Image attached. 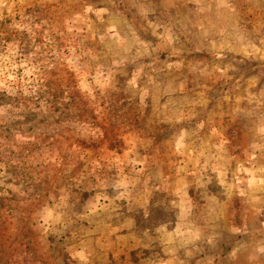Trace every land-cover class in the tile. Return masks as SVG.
Returning <instances> with one entry per match:
<instances>
[{"label": "rangeland", "instance_id": "rangeland-1", "mask_svg": "<svg viewBox=\"0 0 264 264\" xmlns=\"http://www.w3.org/2000/svg\"><path fill=\"white\" fill-rule=\"evenodd\" d=\"M0 264H264V0H0Z\"/></svg>", "mask_w": 264, "mask_h": 264}, {"label": "crops", "instance_id": "crops-1", "mask_svg": "<svg viewBox=\"0 0 264 264\" xmlns=\"http://www.w3.org/2000/svg\"><path fill=\"white\" fill-rule=\"evenodd\" d=\"M174 9H175V8H174ZM239 43L242 45V48H244V47H248L247 45H249V43H251V44L254 45V41L251 42V41H247V40H241V41H239ZM244 53H245V52H242L241 55H242V56H245V57H246L245 59H250V58L255 59L254 56L244 55ZM252 55H254V54H252ZM222 58H225V59H226V58H229V55H228V54H226V55H222ZM237 60H238V59H237ZM243 60H244V59H243ZM238 61H239V60H238ZM258 141H259V142H257V143L259 144L260 141H261V139H258ZM222 149L224 150V146H223V145H221V150H222ZM217 150H218V147L215 146V147H212L211 150H210V152L208 151L207 153H208V154H211V153H212L213 156H211V157L214 158V154L216 153L215 151H217ZM255 177H256V176H255ZM243 181H244V179H241V183H242V184H244ZM256 182H257V181H256ZM180 189H181V188H180V186H179V190H178V191H180ZM172 192H173V194L175 193V194H174V197H175V198H177L178 200L181 199V196H179V195L176 193V188L173 187ZM101 223H102V225H103L104 221H101V220H100V221L98 222V225L102 226Z\"/></svg>", "mask_w": 264, "mask_h": 264}]
</instances>
